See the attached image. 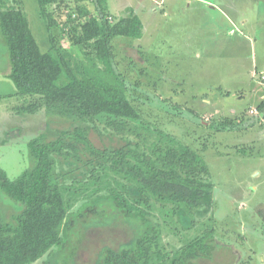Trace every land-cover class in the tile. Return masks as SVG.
Wrapping results in <instances>:
<instances>
[{"label": "rangeland", "instance_id": "rangeland-1", "mask_svg": "<svg viewBox=\"0 0 264 264\" xmlns=\"http://www.w3.org/2000/svg\"><path fill=\"white\" fill-rule=\"evenodd\" d=\"M18 1L38 48L49 53L37 1ZM77 5L95 14L87 0H64L48 8L57 22L52 29L56 48L71 65L78 64V71L113 82L104 66L67 36L76 23L65 22ZM107 6L110 22L133 11L143 25L140 39L112 40L113 62L141 116L135 135H115L108 122L100 120L86 126L44 110L22 112L28 97L13 96L14 86L6 77L8 51L0 36V170L8 179H17L33 165L28 147L33 139H65L63 133L77 124L85 127L97 150L125 148L147 154L152 145L175 141L201 156L212 189L190 193L192 209L181 208L171 217L165 211L174 205L161 208L152 200L149 220L159 231L157 242L167 256L163 264L212 231L216 242L212 256L196 264H264V108L259 111L260 101L252 96L254 89H264V0H108ZM65 82L62 74L57 84ZM223 120L232 122L231 129L216 132L213 124ZM77 153L76 160L58 159L54 176L59 184L85 189L83 183L89 182L99 162L82 146ZM82 204L75 200L71 211ZM21 209L0 193L5 223H14ZM105 215V221L93 218L82 227L84 238L74 264H96L102 248L130 245L141 228L119 213ZM51 258L46 255L33 264H50Z\"/></svg>", "mask_w": 264, "mask_h": 264}, {"label": "trees", "instance_id": "trees-1", "mask_svg": "<svg viewBox=\"0 0 264 264\" xmlns=\"http://www.w3.org/2000/svg\"><path fill=\"white\" fill-rule=\"evenodd\" d=\"M36 1L48 33L49 53L38 48L20 1L0 0V36L9 62L6 77L14 86L13 96L28 97L20 110L27 114L44 110L49 116L86 126H94L100 120L108 122L115 135H135L141 116L127 96L123 76L113 62L112 40L140 39L141 20L130 11L110 22L106 17L108 0H87L95 14L85 5H77L68 16L65 26H72L69 22L76 26L67 36L85 54H92L106 74L113 76V82H107L95 74L78 71V64L71 65L56 48L52 29L57 22L48 8L64 0ZM62 74L66 82L58 85ZM257 108L263 110L264 101ZM213 127L216 132L231 129L232 122L223 120ZM63 135L65 139L46 142L41 136L33 139L28 144L33 165L17 179H8L0 170V193L22 207L12 224L0 217V264H33L46 255H52L50 264H74L84 238L82 227L85 229L93 218L105 221L106 213H119L141 228L130 238V245L102 248L96 264L166 262L167 256L157 242L159 231L149 220L154 210L152 200L160 203L161 208L174 205L169 212L165 211L169 217L181 208L192 209L190 193L212 189L210 173L201 156L172 140L152 145L147 154L125 148L97 150L85 127L78 124ZM78 146L99 162L96 171L102 175L95 171L89 182L83 183L85 189L74 183L59 184L54 176L58 159H78ZM83 191L88 193L80 196ZM75 200L83 204L72 212ZM165 215L162 213L163 218ZM212 232L191 241L169 264H196L200 259H210L216 247Z\"/></svg>", "mask_w": 264, "mask_h": 264}, {"label": "crops", "instance_id": "crops-1", "mask_svg": "<svg viewBox=\"0 0 264 264\" xmlns=\"http://www.w3.org/2000/svg\"><path fill=\"white\" fill-rule=\"evenodd\" d=\"M107 8H108V6H107ZM264 72V71H263ZM262 73V72H261ZM260 73V74H261ZM259 80H260V78H259ZM261 81V80H260ZM259 86H261V85H259ZM226 95H227V93H225ZM252 96L253 97H258V99H259V101L260 102H262L263 101V99H264V89L262 88V87H260V88H257V89H254V91H252Z\"/></svg>", "mask_w": 264, "mask_h": 264}, {"label": "built area", "instance_id": "built-area-1", "mask_svg": "<svg viewBox=\"0 0 264 264\" xmlns=\"http://www.w3.org/2000/svg\"><path fill=\"white\" fill-rule=\"evenodd\" d=\"M261 78H262V80L264 81V74H263V76H262Z\"/></svg>", "mask_w": 264, "mask_h": 264}]
</instances>
